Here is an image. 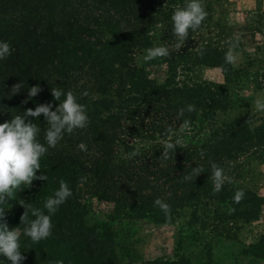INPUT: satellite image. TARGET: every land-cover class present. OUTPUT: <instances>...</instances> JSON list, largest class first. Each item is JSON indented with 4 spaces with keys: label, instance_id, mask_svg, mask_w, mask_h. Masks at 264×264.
Listing matches in <instances>:
<instances>
[{
    "label": "trees",
    "instance_id": "obj_1",
    "mask_svg": "<svg viewBox=\"0 0 264 264\" xmlns=\"http://www.w3.org/2000/svg\"><path fill=\"white\" fill-rule=\"evenodd\" d=\"M186 2L0 0V41L12 49L0 60V123L41 103L52 102L54 110L59 101L51 91L57 87L72 91L90 118L86 128L66 134L41 158L45 180L5 197L8 227L21 230L22 264H191L186 253L192 247L202 254L194 264H215L223 239H231L239 223L258 220L264 198L233 182L229 170L240 158L255 161L264 152V125L233 114L246 105H237L226 85L188 77L193 68L217 67L230 84L233 67L226 61L228 48L175 49L171 16ZM209 22L207 15L196 31ZM158 34L170 55L139 59ZM155 69H163L160 81ZM17 83L20 92L13 95ZM36 84L41 91L28 97V87ZM189 104L195 111L181 116ZM33 122L43 143L48 128L43 114ZM169 141L181 142L174 153L162 150ZM213 163L226 174L219 192ZM194 167L203 173L185 179ZM61 181L72 196L52 216L53 234L34 243L23 234L27 222L21 223V216L25 212L30 221L33 209L46 211L45 201ZM241 189L245 195L237 203L234 195ZM157 198L169 204V213L154 203ZM93 200L111 205V212L95 217L89 208ZM148 226L176 227L172 256L147 259L137 249L138 233ZM239 255L264 262V234Z\"/></svg>",
    "mask_w": 264,
    "mask_h": 264
},
{
    "label": "clouds",
    "instance_id": "obj_2",
    "mask_svg": "<svg viewBox=\"0 0 264 264\" xmlns=\"http://www.w3.org/2000/svg\"><path fill=\"white\" fill-rule=\"evenodd\" d=\"M208 15L203 0H187L184 6L175 8L172 16V31L176 37L175 49L178 51L185 44L189 32H195L199 29L202 22ZM235 45L226 55L228 63H234L238 58L235 52ZM11 46L7 42L0 41V60L5 59L11 54ZM170 55L169 47L161 43L159 46L149 48L144 57L145 61H151L158 57H168ZM14 94L20 92L19 83L13 85ZM41 91L40 85L28 87V97H35ZM55 101H59L53 110L52 102L38 104L34 109H26L22 115L14 116L10 121L0 123V257L5 258L9 264H22L26 257L21 251V230L18 227H8L5 219V197H11L15 189L21 185L31 186L35 179L45 180L40 173V161L49 149H54L62 141L66 134H71L75 130L84 129L90 122L87 106L81 103L78 97L72 91H64L57 87L51 91ZM63 97V99H61ZM259 108L264 110V102H257ZM185 110L195 111V105H187L186 109L179 111L181 116ZM43 114L48 128L44 135L42 143L38 138L40 128L33 122ZM31 117L32 119H29ZM190 127V121H183V128ZM180 141L166 142L163 152H173L179 147ZM82 149L85 145L81 144ZM131 155H138V150ZM214 179V190L221 191L226 174L224 169L215 163L211 165ZM37 172L40 173L37 176ZM203 173L201 168H192L191 175L185 179L193 181L196 176ZM244 191L238 190L234 195L235 202L239 203L244 198ZM72 196V190L65 181L60 182L59 189L53 196L49 197L44 204L46 211L33 209L34 219L27 220V215L21 216V223L27 222V227L23 229V234L30 238L34 243L49 238L53 234L54 224L52 216L58 211L69 197ZM162 211L169 213L168 203L157 198L154 202ZM3 264V261H0ZM59 264V262H58Z\"/></svg>",
    "mask_w": 264,
    "mask_h": 264
},
{
    "label": "rangeland",
    "instance_id": "obj_3",
    "mask_svg": "<svg viewBox=\"0 0 264 264\" xmlns=\"http://www.w3.org/2000/svg\"><path fill=\"white\" fill-rule=\"evenodd\" d=\"M203 3L211 17V22L200 31L190 32L183 46L212 45L230 50L235 45L238 58L231 63L233 73L230 84H225L224 76L217 67L193 68L188 77L196 81L226 85L237 105L243 103L246 105L245 108L239 107L233 114L239 113L254 126L264 125V110L257 105L258 101L264 102V80L259 82L260 70L264 65V0H203ZM158 35L153 47L161 44L162 37ZM146 54L147 52L144 51L138 58L144 59ZM180 74L184 79L186 72ZM153 75L157 81H160L163 78V69H155ZM258 156L257 159H253L255 161L247 157L240 158L233 165L232 170H229V178L264 198V152L259 153ZM89 208L97 218L112 210L111 205L95 200L90 203ZM186 220L183 217L179 223L184 224ZM237 226L235 235H232L231 239H223V248L219 247L215 251V264H264V262L242 259L239 255L242 247L254 243L264 234V204L258 220L247 224L239 223ZM138 239L140 241L137 249L145 258L172 256L176 227L148 226L138 233ZM201 255V249L198 247L189 248L186 253L191 264H194Z\"/></svg>",
    "mask_w": 264,
    "mask_h": 264
}]
</instances>
